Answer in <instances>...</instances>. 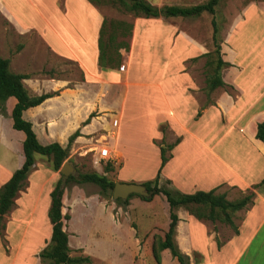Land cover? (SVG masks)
<instances>
[{
    "label": "crops",
    "instance_id": "obj_1",
    "mask_svg": "<svg viewBox=\"0 0 264 264\" xmlns=\"http://www.w3.org/2000/svg\"><path fill=\"white\" fill-rule=\"evenodd\" d=\"M58 1L0 0L5 17L22 30L37 31L40 53L48 50L72 61L82 73V79L70 86V82L54 77L28 76L22 80L30 93L57 92L22 113L32 123L39 143L57 142L64 147L92 112H115L117 125L108 123L107 131L112 156L117 163L124 160L119 181L142 184L153 179L161 164L163 147L167 160L160 168L159 186L165 183L164 187L184 194L215 188L227 200L233 199L226 188L244 195L252 193L245 207L232 216L234 226L219 219L209 220L217 231H209L207 220H199L178 207L174 238L180 251L189 257V264H264V143L256 137L257 125L264 121V1L247 3L232 24L227 19L220 43L221 57L229 63L221 70L224 86L209 94L206 74L197 69L200 66L196 61L209 51L192 38L185 22L172 25L161 16H135L129 51L123 49L124 69L118 70L121 65L102 68L98 65L102 13L88 0H62V9ZM147 1L157 7L164 5L163 0ZM138 61L143 63L141 71ZM7 103L6 114L10 116L13 98ZM94 119L82 126L80 133L92 131L99 124L90 127ZM14 131L19 133L16 145L20 167L25 136L22 131ZM8 142H3L6 150L13 146ZM0 170L1 186L14 171L3 165ZM49 171L52 181H56L57 171ZM22 193L15 199V207L3 216L4 238L11 239L10 233L21 226L26 229L19 233L22 237L14 246L16 256L26 237L30 246H36L31 254H38L39 246L49 242L51 233L50 226L48 229L33 217L37 206L30 214L32 220L24 218L29 207L21 204ZM130 201L132 207L147 206L153 213H158L155 207L167 210L168 226L169 205L162 193L151 200L139 197ZM47 211L43 210L44 215ZM3 244L6 251L12 250L8 239ZM168 252L163 250L161 257Z\"/></svg>",
    "mask_w": 264,
    "mask_h": 264
},
{
    "label": "rangeland",
    "instance_id": "obj_2",
    "mask_svg": "<svg viewBox=\"0 0 264 264\" xmlns=\"http://www.w3.org/2000/svg\"><path fill=\"white\" fill-rule=\"evenodd\" d=\"M205 1L207 0H163V4L190 6ZM250 1L253 0H220L215 6L214 13L203 12L198 17H168L167 20L172 25L174 23L185 22L186 29L192 35V38L203 44L208 51H213V27L211 20L214 18L218 25V39L221 42L224 34L223 28L226 25L227 19H230L232 24L240 11ZM260 1L263 2L264 0ZM58 5L62 9V0L58 1ZM96 7L102 13L103 18L133 22L135 17L133 13L121 11L110 4H100ZM37 39L39 37L35 29L26 28L22 30L15 21L5 17L0 7V57L9 59V69L12 72H22L29 77L36 78L54 77L64 79L70 82L69 86L82 79V73L76 63L59 57L48 50L40 53L37 48ZM120 51L124 61L126 54L123 49ZM205 60L206 57L196 60L198 62L197 66H200L197 69L203 72H205ZM142 64L141 62L138 66L140 71L143 69ZM185 65L187 68L190 67L188 63ZM118 70H120V67ZM48 93L52 95L57 94L56 91ZM30 94L37 95L35 93ZM7 104V101L0 103V165L15 171L19 168L20 153L19 147L16 144H19L20 140L17 138L19 133L14 131L11 126V117L8 113L6 114V110H8ZM92 113L94 115L88 116V123L92 117L96 119L93 120L90 127L98 122L99 124L88 133H80L81 138L76 143L73 141L64 162L69 161L77 169V172L71 175L75 178H78V174L81 172L96 171L99 174L107 175L113 181H119V168L123 166L124 160H121V164L114 162V169L107 172L104 171L106 161H96L97 150L102 147L104 142L109 144L108 123L117 117L114 115L116 113L113 112L114 114H112L109 111L105 113ZM125 121L126 118L123 116L122 123ZM84 122L78 127L79 132L82 126L88 124ZM7 141H9L10 146L13 145L12 149H10L12 151L6 150L5 145H3V142L7 143ZM74 143L75 149L73 147ZM4 157L7 158V161L4 160ZM34 162L36 167L31 168L28 172L26 179L23 181V187L18 191L15 199L18 198L20 192H23L21 204L29 207L25 215L28 218L25 216L24 218L32 220V215L30 214L33 208L37 206V212L33 217L36 216L35 219L45 224L49 229L50 224L47 213L44 215L43 210L45 208L48 209L51 200V189H48L49 187L54 188L57 180L61 178V174L58 170V177L53 182L49 171L52 169V166L48 158L35 153ZM132 167L134 168L135 166ZM0 174H3L1 170ZM164 185L165 183L162 186ZM168 187L170 186L168 185ZM62 188V210L70 216L66 220L65 228L68 233V240H70V245L68 244L71 248L70 255H88L91 258V264H157L151 253L152 238L153 234L163 235L166 230L168 221L167 210H162V207H155V211H158V213H153L150 212L147 206L136 205L132 207V201L130 200H137L139 198L135 194L127 197L129 199L126 203L117 202L112 198V195L103 196L100 187L94 183L77 184L71 181L65 183ZM225 190L233 200L241 198L245 194L236 189L226 188ZM15 205L16 202L11 210ZM177 210L178 208L175 209V211ZM4 220L5 217L3 218L4 228L0 232V264H38L39 258L37 254H31L32 249L36 246H30L32 244L26 242L27 237L24 243L18 246V256L14 255L16 254V250H13L14 246L15 244L16 246L18 245L17 241L22 237L19 233L26 229L21 226L20 230H14L13 233H10L11 239L8 237L4 238L6 222ZM206 223L209 231H217L216 226H213V223L209 220ZM5 239L9 240V247L12 248L11 251H6L5 244H3V240ZM46 244L47 240L39 246L40 249ZM149 250L150 253H148ZM160 264L179 263L168 252L163 255V258L161 257Z\"/></svg>",
    "mask_w": 264,
    "mask_h": 264
},
{
    "label": "trees",
    "instance_id": "obj_3",
    "mask_svg": "<svg viewBox=\"0 0 264 264\" xmlns=\"http://www.w3.org/2000/svg\"><path fill=\"white\" fill-rule=\"evenodd\" d=\"M97 6L100 4H110L121 11L131 12L136 17H175V16H197L203 12L214 13L215 6L220 0H207L190 6L163 5L157 7L147 0H88ZM213 26V46L214 50L209 51L203 56L206 57L204 66L207 79L206 92L209 94L215 88L224 86L221 77V70L229 63L221 57L220 40L218 39V25L212 20ZM133 24L125 20H115L103 18L98 36V65L102 68H118L123 60L120 52L124 49L129 51V38L131 37ZM27 74L12 72L9 69V59L0 57V103H4L9 98H13L14 103L9 110L12 119V127L24 133L22 142V152L24 161L16 169L11 177L0 186V232L4 228L3 216L14 206V199L18 191L23 187L24 180L34 164V154L44 155L51 162L52 169L58 171L64 160L67 158L69 149L76 137L80 136L79 129L75 130L68 138L67 144L63 147L57 142L42 145L36 138L32 129V123L23 118L22 113L29 107L36 106L46 98L52 96L51 93L41 95H31L23 84V79ZM90 115H94L91 113ZM89 118L84 123H88ZM256 137L264 143V121L258 123ZM171 148V146H169ZM161 164L156 176L146 180L142 184L146 187L151 196H140L143 200H151L155 194L162 193L169 205V223L163 235L153 234L151 253L157 264L161 262V252L168 249L171 256L179 264H189V257L182 253L175 242L176 224L178 216L175 211L178 207H184L190 214L199 220L215 221L219 219L230 226H234L232 216L234 213L248 203L252 193L246 194L235 200H227L224 193H216L215 188L208 191H196L192 194H184L177 190H172L164 186H159L160 168L167 160L165 148L160 147ZM114 163L105 162L104 171H112ZM94 183L101 189L103 196H111L115 181L109 179L105 174L96 171L81 172L78 178L69 176L66 183ZM61 178L50 192V206L47 211L51 233L49 242L38 252L37 256L41 264H91L88 255H70L71 248L68 245V233L66 231V220L69 214L63 212L62 193L60 188ZM264 182V179L262 180ZM133 194H130V197ZM129 198L124 200L116 198L117 202L126 203ZM219 246V242H218Z\"/></svg>",
    "mask_w": 264,
    "mask_h": 264
},
{
    "label": "water",
    "instance_id": "obj_4",
    "mask_svg": "<svg viewBox=\"0 0 264 264\" xmlns=\"http://www.w3.org/2000/svg\"><path fill=\"white\" fill-rule=\"evenodd\" d=\"M61 174L60 188H62L68 177L74 175L77 169L69 161H65L59 168ZM130 194H138L140 196H151V192H148L143 184L134 182H123L116 181L112 190V198H120L122 200L126 199Z\"/></svg>",
    "mask_w": 264,
    "mask_h": 264
},
{
    "label": "built area",
    "instance_id": "obj_5",
    "mask_svg": "<svg viewBox=\"0 0 264 264\" xmlns=\"http://www.w3.org/2000/svg\"><path fill=\"white\" fill-rule=\"evenodd\" d=\"M123 69H124V65H121L120 70H123ZM116 125H117V119L115 118L111 122V126L116 127ZM96 156H97V159H96L97 162L103 160L106 162L110 161L114 163L117 161L116 158L112 156V150L106 142H104L102 147L99 148V150H97Z\"/></svg>",
    "mask_w": 264,
    "mask_h": 264
}]
</instances>
